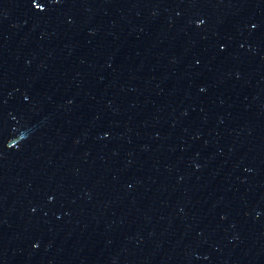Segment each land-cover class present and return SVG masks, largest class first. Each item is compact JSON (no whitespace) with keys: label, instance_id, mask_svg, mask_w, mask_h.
Returning <instances> with one entry per match:
<instances>
[{"label":"water","instance_id":"1","mask_svg":"<svg viewBox=\"0 0 264 264\" xmlns=\"http://www.w3.org/2000/svg\"><path fill=\"white\" fill-rule=\"evenodd\" d=\"M0 264H264V1L0 0Z\"/></svg>","mask_w":264,"mask_h":264}]
</instances>
